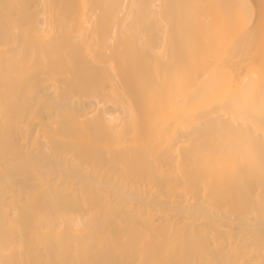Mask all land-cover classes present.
Wrapping results in <instances>:
<instances>
[{
    "label": "bare ground",
    "instance_id": "1",
    "mask_svg": "<svg viewBox=\"0 0 264 264\" xmlns=\"http://www.w3.org/2000/svg\"><path fill=\"white\" fill-rule=\"evenodd\" d=\"M262 121L264 0H0V264H264Z\"/></svg>",
    "mask_w": 264,
    "mask_h": 264
},
{
    "label": "rangeland",
    "instance_id": "2",
    "mask_svg": "<svg viewBox=\"0 0 264 264\" xmlns=\"http://www.w3.org/2000/svg\"><path fill=\"white\" fill-rule=\"evenodd\" d=\"M256 4H257V3H256ZM256 4H254L255 7H256ZM245 23H247V26H248V20H245V21H244V24H245ZM245 25H246V24H245ZM243 27H245V26L243 25ZM247 28H248V27H247ZM248 30H250V29L248 28ZM242 32H244V33L246 32V33H245V35H246V34H247V30H246V28H245V31H242ZM242 32H241V33H242ZM249 32H250V31H249ZM242 34H243V33H242ZM245 35H243V36L246 37L247 35H246V36H245ZM246 44H247V43H245V45H246ZM245 47L248 48V49L250 48V46H248V44H247V46H245ZM251 48H252V47H251ZM251 48H250V49H251ZM251 50H252V49H251ZM251 50H250V52H251ZM247 51H248V50H247ZM256 53H257V52H256ZM256 53H253V54L250 53V56L252 57L254 54L256 55ZM247 54H249V52H247ZM251 54H252V55H251ZM244 55H245V54H244ZM258 55H259V53H258ZM247 56H248V55H247ZM251 57H246V58L251 59ZM257 57H258V56L256 55V58H257ZM253 59H254V58H253ZM254 60H255V59H254ZM256 60H257V59H256ZM256 60H255V61H256ZM256 62L258 63V61H256ZM256 62H255V64H256Z\"/></svg>",
    "mask_w": 264,
    "mask_h": 264
},
{
    "label": "snow or ice",
    "instance_id": "3",
    "mask_svg": "<svg viewBox=\"0 0 264 264\" xmlns=\"http://www.w3.org/2000/svg\"><path fill=\"white\" fill-rule=\"evenodd\" d=\"M262 123H264V121H262Z\"/></svg>",
    "mask_w": 264,
    "mask_h": 264
}]
</instances>
